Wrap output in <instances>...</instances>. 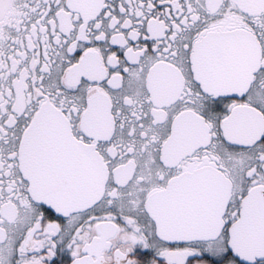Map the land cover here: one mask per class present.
<instances>
[{"label": "snow or ice", "instance_id": "snow-or-ice-1", "mask_svg": "<svg viewBox=\"0 0 264 264\" xmlns=\"http://www.w3.org/2000/svg\"><path fill=\"white\" fill-rule=\"evenodd\" d=\"M0 264H264V0H0Z\"/></svg>", "mask_w": 264, "mask_h": 264}]
</instances>
